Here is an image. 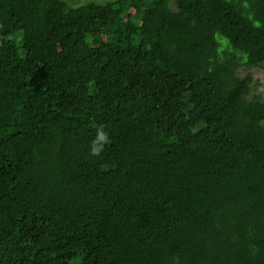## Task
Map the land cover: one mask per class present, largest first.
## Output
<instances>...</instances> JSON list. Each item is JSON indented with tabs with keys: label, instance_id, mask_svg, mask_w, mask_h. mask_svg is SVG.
<instances>
[{
	"label": "trees",
	"instance_id": "obj_1",
	"mask_svg": "<svg viewBox=\"0 0 264 264\" xmlns=\"http://www.w3.org/2000/svg\"><path fill=\"white\" fill-rule=\"evenodd\" d=\"M264 0H0V264H264Z\"/></svg>",
	"mask_w": 264,
	"mask_h": 264
},
{
	"label": "rangeland",
	"instance_id": "obj_2",
	"mask_svg": "<svg viewBox=\"0 0 264 264\" xmlns=\"http://www.w3.org/2000/svg\"><path fill=\"white\" fill-rule=\"evenodd\" d=\"M71 2L77 3V2H83V0H69ZM248 75L252 77L253 84L256 87V90L258 92L264 91V73L256 68L250 69L247 71Z\"/></svg>",
	"mask_w": 264,
	"mask_h": 264
}]
</instances>
